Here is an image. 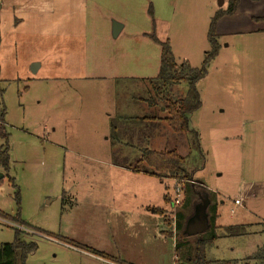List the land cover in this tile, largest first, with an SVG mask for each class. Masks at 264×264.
Here are the masks:
<instances>
[{
  "label": "rangeland",
  "instance_id": "1",
  "mask_svg": "<svg viewBox=\"0 0 264 264\" xmlns=\"http://www.w3.org/2000/svg\"><path fill=\"white\" fill-rule=\"evenodd\" d=\"M226 2L0 0V112L9 155L7 169L0 167V211L14 217L18 210L24 224L0 218V243L12 241L16 229L24 241L35 242L25 264H106L67 248L57 239L64 236L75 245L96 246L121 264H178L174 245L180 234L173 224L180 206L162 202L154 187L163 192L168 186L171 197L175 186L197 183V176L217 192L218 224L246 228L240 236L219 233L207 258L213 264L226 263L218 259L254 264L250 253L264 245V32L223 29L217 34L218 52L196 85L201 105L189 117L199 139L173 132L166 122L161 134H154L144 122L151 133L146 146L177 149L192 172L191 181L154 175L155 185L144 195L170 208L165 217L172 233L160 232L159 214L143 216V196L121 186L112 189L123 182V172L113 165L133 167L140 152L132 138L133 150L112 143L107 113L125 110L148 120L162 115L157 107L183 97L187 88L174 83L158 94L145 80L157 75L160 57V46L149 34L168 40L178 64L186 60L199 67L210 49V18ZM115 23L120 27L113 35ZM129 74L136 79L114 78ZM4 144L0 137V148ZM114 148L129 150L128 158L112 155ZM63 192L73 206L63 201ZM114 195L134 211L118 213ZM88 202L106 207L90 208ZM195 237L178 238L192 245Z\"/></svg>",
  "mask_w": 264,
  "mask_h": 264
},
{
  "label": "trees",
  "instance_id": "2",
  "mask_svg": "<svg viewBox=\"0 0 264 264\" xmlns=\"http://www.w3.org/2000/svg\"><path fill=\"white\" fill-rule=\"evenodd\" d=\"M240 0H227L225 8H219L218 11L210 18L207 29V40L210 44V49L205 52L204 58L199 67H192L188 61H182L177 63L174 55L168 43V40H159L154 33L149 34L153 42L160 46L159 68L155 77L147 78L151 85L155 86L158 94L166 93L167 87L174 83H186L185 95L181 98L169 101L165 105L167 116L164 121L169 128L176 133L189 132L195 136V131L189 129V117L190 114L199 109L201 105L200 95L197 90V82L201 80L207 71L209 62L216 56L218 52L219 44L217 42V23L223 16L232 15L236 12L237 6ZM148 13L152 16L151 6L148 9ZM154 22V18H151ZM151 104H154L151 102ZM144 120V117H129L116 115L110 118V135L109 138L112 143H119L127 135V129L136 126L138 121ZM4 111L0 112V137L5 139V144L0 148V167L3 170L7 169L9 162L8 145H7V133L4 131L3 126ZM129 121V122H128ZM131 122V123H130ZM127 127V129H126ZM147 168L152 169L149 171ZM132 170L152 175L160 176L159 173H163L170 178L185 179L191 181L192 172L184 165V158L175 150H154L148 147H144L140 151V157L136 161ZM183 199L179 205H182V211L179 210L175 217V229L180 235H176L175 240V253L178 264H213L207 258V250L211 244L217 239L218 235L215 227V218L217 216V202L214 193L208 191L203 183H190L187 182L183 187ZM207 197L209 204L206 212L208 216L209 228L196 236L192 245L188 244L186 240L181 238L190 237L185 233V225L188 218L192 215L194 207L203 199ZM165 198H167L165 196ZM18 210L14 217L0 211V218L11 220L19 225H24L22 221L18 219ZM224 233L229 236H240L246 234L245 226H227L223 229ZM264 231V227H263ZM42 232V231H40ZM45 233V232H43ZM51 236L48 233H45ZM65 243L73 244L72 241L57 237ZM74 245V244H73ZM182 245L185 248L182 251ZM78 247L81 245L76 244ZM37 245L35 242H26L21 238V231L16 229L14 232V239L10 242L0 243V264H25L27 256L35 251ZM91 251L92 253L99 254L96 250L83 247ZM254 264H264V245L261 246L252 257ZM221 262V261H219ZM225 264H230L226 262Z\"/></svg>",
  "mask_w": 264,
  "mask_h": 264
},
{
  "label": "crops",
  "instance_id": "3",
  "mask_svg": "<svg viewBox=\"0 0 264 264\" xmlns=\"http://www.w3.org/2000/svg\"><path fill=\"white\" fill-rule=\"evenodd\" d=\"M20 21H22V19L19 20V23H20ZM223 29H226L227 33H233V32H236V31H238V32H256V33L264 32V0H240L239 4L237 6L236 12L234 14L223 16L218 21L217 28H216L217 34L220 31H223ZM126 55H127V53H126ZM98 77L101 78V76H98ZM114 78L116 79V81L117 80H131V79H136V76H133V74H129V75L115 76ZM154 106H155L154 104H150V108L154 107ZM157 108H158L159 111L162 112V115L150 117V118H148V120L145 117L144 120L138 121L136 126H132V128H128V129L126 127V129H127L126 133H127L128 136H124L123 140L121 142H119V143L126 144V148L127 149L129 147L130 149L133 150L134 148H136L135 145H129L130 142L128 141L129 138H132L135 142H137V148H138L139 152L141 151L142 148L148 147L146 145H148L149 141L151 140V133L149 134V133L146 132L147 128L144 127V122H147V121L150 122V124H149L150 127L149 126L148 127L153 132H155L154 134H161L162 123L165 122L164 118L167 116V115L163 114L164 111L166 112L165 106H159ZM124 109H126V108H124ZM122 111H125V110H122ZM122 111L108 112L107 116L109 118H112V117H114L116 115L137 117L136 115L125 113V112H122ZM191 114H193V113H191ZM4 123H5V119H4ZM5 127H6V124H5ZM189 129L191 131H195L192 128H190V126H189ZM198 134L199 133H196V138L199 139V135ZM127 149L124 150V149H119V148L115 149L114 148L111 151V154L112 155L118 154L119 156H121V158L126 159V158H128V156L130 154V151L127 150ZM154 150L162 151L160 149H154ZM175 150L177 151V149H175ZM113 167L115 169L120 170V171L123 172L122 174L120 173L123 182H121V184L112 185V189L113 188H119L121 186V187H124L125 188L124 190H126L127 192L132 194L134 197L136 196V194H140L141 196H143L142 199L140 200V204H139L141 209H144L143 216H145V218H147V217L148 218H156L158 216L157 214H159L158 217L162 218V220L164 222V227H166V230L163 227L162 229H160V232L166 231V234H171L172 232L168 230V228L170 229L171 227L169 226L167 218L165 217L166 216V212L170 208L169 207L168 208L163 207L161 202H157V203L153 204V202L151 201V199L149 197V193H147L148 194L147 197L144 196L146 194V192H148V190H150V188L152 189V187L155 185V183L153 181V179H154L153 177H155V176L152 175V174H149V173H145L143 171H140V172L134 171V170L131 169V167L127 169L125 166H122L120 164L119 165H113ZM194 177L196 178L197 182L203 183L204 187L208 191L214 193L216 198H218V196L216 195V193H217L216 191L210 190L205 185L204 181L200 177H197V176H194ZM168 178L172 182H174L173 178H170V177H168ZM154 189H155V192L157 193V198L158 199H162L163 200L162 202H166L167 204L170 203V199H171L172 196L170 197V192H168V186L165 185V191L163 190V192H162V189H161L160 185H155ZM183 191H184V189H183ZM165 196L167 198H165ZM113 198L116 200L117 196L114 195ZM62 199H63L64 202H67L68 205L70 204V206H73L75 204V202L73 203L71 200H67L66 193H64V192H63V195H62ZM216 202H217V209H216L217 216L215 218V227H216V232H217V235H218L217 239H218L220 237L219 233L224 232L223 229L225 227H227V226H222V225L218 224V218L220 216V214H219V207L220 206H219V202H218L217 199H216ZM113 203H114L113 207L117 211L121 209V213H125V210H128L129 212L130 211L133 212L134 209H135V206L130 205V202H124V201L116 200ZM199 203H201V201ZM199 203H197V205ZM222 203L223 202L220 201V204H222ZM88 204H90L89 205L90 208H105L106 207V206H104V204H101V203L88 202ZM208 204H209V202H208ZM208 204H207V206H208ZM120 205H122V206H120ZM197 205L194 207L192 215L188 218V220L186 221V224L196 214ZM179 206H180V210L182 211V205H179ZM207 206H206V209H207ZM136 208L138 209V207H136ZM118 213H120V212L118 211ZM206 214H207V212H206ZM141 218H140L139 215H137L136 220H139L138 222H140ZM207 219H208V216H207ZM84 224H85V222H84ZM90 224H91L90 222H86L87 229H90L92 227V226H88ZM208 224H209V222H208ZM243 225H245V224L229 225V226H243ZM185 227H186V225H185ZM141 228H142V225H141ZM208 228H209V226H208ZM262 231H263V228H262ZM41 233H43V231ZM45 233H47V232H45ZM45 233H43V234H45ZM162 235L163 234L161 233L160 236H162ZM189 236H194V235H189ZM48 238H50V237L48 236ZM63 238L69 239V240L71 239V238H68L66 236H64ZM72 240L73 239H71L70 241H72ZM142 241H143V243H142L143 245H147L145 238H143ZM78 243H79L78 245H81L82 247H78L75 244L73 245V244H68V243H65V244L63 243V245H65L67 248H69L71 250H74L76 252L84 254V255H86V256H88L90 258H93V259L98 260V261L105 262L106 264H121V263H118V262L115 261L116 257H114L112 254H109L108 252H106L104 250L98 249L96 246H93V245L88 244V243H83V242H81V243L78 242ZM127 243H128V245H132L131 242H127ZM143 245H142V247L144 248ZM83 247H87V248L96 250L99 254L92 253L91 251H89L87 249H84ZM259 248H260V246H257L255 252L250 253L251 257L254 256V254L257 252V250ZM137 254H139V253H137ZM175 257H176V255H175ZM218 261L227 262V260H224V259H222V260L218 259ZM123 263L124 264H132V262H123Z\"/></svg>",
  "mask_w": 264,
  "mask_h": 264
},
{
  "label": "water",
  "instance_id": "4",
  "mask_svg": "<svg viewBox=\"0 0 264 264\" xmlns=\"http://www.w3.org/2000/svg\"><path fill=\"white\" fill-rule=\"evenodd\" d=\"M223 0H219V6H222ZM119 25L114 24L112 27L113 35H116L119 31ZM3 175L0 173V178ZM209 200L204 197L201 199V203H199L196 207V214L188 221L185 227V233L188 235H200L202 232H204L209 224L206 214V206L208 204Z\"/></svg>",
  "mask_w": 264,
  "mask_h": 264
},
{
  "label": "built area",
  "instance_id": "5",
  "mask_svg": "<svg viewBox=\"0 0 264 264\" xmlns=\"http://www.w3.org/2000/svg\"><path fill=\"white\" fill-rule=\"evenodd\" d=\"M191 183H195L194 182H191ZM183 199V188L179 185V186H175L173 188V194H172V197L170 199V203L173 205L172 207H175L177 205H179L181 203ZM240 200L239 199H236L234 201L235 204H240ZM174 227H175V220H174Z\"/></svg>",
  "mask_w": 264,
  "mask_h": 264
}]
</instances>
